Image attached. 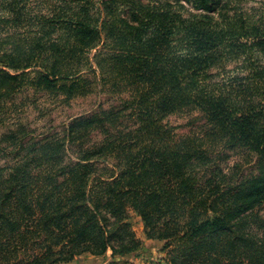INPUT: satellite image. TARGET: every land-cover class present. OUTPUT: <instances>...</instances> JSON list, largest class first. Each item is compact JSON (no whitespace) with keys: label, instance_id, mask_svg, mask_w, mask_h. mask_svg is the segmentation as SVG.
<instances>
[{"label":"trees","instance_id":"16d2710c","mask_svg":"<svg viewBox=\"0 0 264 264\" xmlns=\"http://www.w3.org/2000/svg\"><path fill=\"white\" fill-rule=\"evenodd\" d=\"M44 1L0 0V125L28 88L71 98L96 75L128 97L59 133L0 134L14 155L0 167V264L128 256L141 245L130 209L170 264H264V219L249 218L264 204V20L227 0ZM237 61L249 75L214 80ZM195 113L189 133L168 121ZM233 155L246 174L224 165Z\"/></svg>","mask_w":264,"mask_h":264},{"label":"rangeland","instance_id":"374dc122","mask_svg":"<svg viewBox=\"0 0 264 264\" xmlns=\"http://www.w3.org/2000/svg\"><path fill=\"white\" fill-rule=\"evenodd\" d=\"M37 5L32 4L34 10L46 13V6L44 0H38ZM145 2H154V0H144ZM229 1L230 14L235 12L244 13L248 18L259 21L264 20V0H227ZM185 8L181 9L185 16L191 14L200 15V10L196 9L192 3H186ZM96 53L94 50L93 55ZM252 62L254 59L252 58ZM242 62H230L226 65L225 71L218 69L214 73H220L214 80L218 81L225 75H249L252 66L249 68L248 64L241 67ZM97 73L99 69L95 66ZM93 86L91 91L84 95H76L71 98L63 93H50L48 91H38L28 88L18 93L14 99L5 105L7 109L4 117L5 125H0V134L5 133L6 128L17 127L22 124L26 130L31 134V137L36 139L45 135L55 134L63 131V129L72 120L83 115L92 114L98 111L101 107L110 109L111 107L120 106L122 99L128 97L127 92L119 93L114 88L104 87L98 77L93 75ZM199 114L193 115H172L168 121L173 126L176 133L183 134L195 129L197 125L201 124V119L194 118ZM98 138V137H97ZM1 144V143H0ZM5 145V143L1 144ZM12 154L5 155L0 153V167H5L14 162ZM224 165L233 167L238 165V169L243 170L246 174L248 169L252 166L247 157L242 155H233ZM258 216L259 222L264 219V204L256 208V210L249 216L251 220ZM262 217V218H260ZM129 222L140 240V246L128 256L115 255L111 250L103 255L83 254L75 258L69 263L60 264H170L169 248L166 246L165 240L149 238L147 230L142 217L133 209L129 210Z\"/></svg>","mask_w":264,"mask_h":264}]
</instances>
